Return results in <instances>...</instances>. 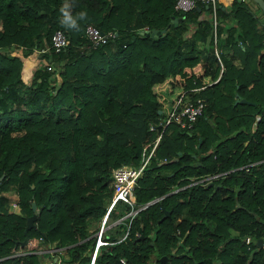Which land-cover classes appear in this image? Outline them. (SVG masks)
Wrapping results in <instances>:
<instances>
[{
	"label": "trees",
	"instance_id": "16d2710c",
	"mask_svg": "<svg viewBox=\"0 0 264 264\" xmlns=\"http://www.w3.org/2000/svg\"><path fill=\"white\" fill-rule=\"evenodd\" d=\"M63 3L0 0V264H41L40 245L65 253L53 251L59 264H264L261 9L217 1L213 42L201 0L185 11L175 0H75L73 14L88 13L79 32L61 27ZM87 23L114 35L80 52ZM54 30L68 43L44 54L53 68L40 56L22 79L18 55L32 57ZM204 84L190 94L206 101L191 128L168 123L128 200L109 206L112 169L136 166L158 118L183 89ZM32 201L35 227L19 245ZM105 212L112 224L94 249Z\"/></svg>",
	"mask_w": 264,
	"mask_h": 264
},
{
	"label": "built area",
	"instance_id": "2783aa9c",
	"mask_svg": "<svg viewBox=\"0 0 264 264\" xmlns=\"http://www.w3.org/2000/svg\"><path fill=\"white\" fill-rule=\"evenodd\" d=\"M218 0H201V2L205 3L207 6H209L210 10V20L212 24V41H215V25H216V19L214 18L215 13V6ZM194 5V0H175L174 3V9L185 11L189 8H191ZM83 33L86 38V42L84 44H81L79 46L80 52H85L88 49H92L102 43L103 41L110 39L113 37L114 32L111 30L102 31L95 25L91 23H87L84 25ZM149 34H158L159 30H153L149 31ZM67 39L63 31L61 30H54L50 36L49 40L46 43H43L40 47H37L34 49L35 55L38 57V62L40 60L44 64V67L46 70H51L53 68V62L50 58L46 59L44 57V54H49L50 50L53 52H57L60 50L63 46L67 45ZM213 53L217 59V63L219 64V73L222 70V64L219 59V53L220 50L217 47H214ZM217 78V77H216ZM216 78L214 80H216ZM213 80V81H214ZM204 85H198V86H191L188 88L183 89L178 96L175 98V100L172 102V104L169 105L167 110L163 113L162 116H160L157 120L156 126H158L157 129H159V132H157L156 136L153 138L150 144L149 151L146 153V155H141L140 161L136 166H126L121 165L116 168H113L111 171V185H112V195L110 198L109 206L112 205V203L116 199H122V200H128V194L133 188V184L135 181L136 176L138 175L140 169L145 164L150 152L152 151V148L156 144L161 131L163 128L170 122H174L179 127L184 129H189L192 126V123L194 122L195 118L201 114L203 108L206 105V101L201 96H190L191 93H196L199 90H201ZM149 129L153 128L152 124H149ZM148 144H145L142 147V150L147 146ZM221 173H224L221 172ZM219 175V173H213V174H207L203 176V179L211 180L216 178ZM16 205V203H15ZM102 228V223L99 228V230L96 232L95 235V247L102 243L103 241L100 239L99 234ZM245 242H248V237H245ZM94 249L91 254V259L94 255ZM90 259V260H91ZM119 261L124 264V260L122 258H119Z\"/></svg>",
	"mask_w": 264,
	"mask_h": 264
},
{
	"label": "water",
	"instance_id": "95a60500",
	"mask_svg": "<svg viewBox=\"0 0 264 264\" xmlns=\"http://www.w3.org/2000/svg\"><path fill=\"white\" fill-rule=\"evenodd\" d=\"M257 6L261 9V11L263 12L264 14V2L262 0H253ZM205 7H207V5L205 4ZM178 19V18H173L171 17V21L169 22L168 25H172L175 23V20ZM150 35H153V33H151ZM263 40H264V35H263ZM19 56V59L20 61H22L21 63V67H20V75L22 77V79L25 77L26 75V70H25V60L23 59V56L21 55H18ZM38 63V59H35L33 64H32V67H34L36 64ZM238 100L239 102H245V103H249L250 101L244 99V98H239V99H235V101ZM158 128V126H157ZM198 141H199V138H198ZM198 144V143H197ZM196 144V145H197ZM179 153V152H177ZM176 159L175 157L171 158L170 160H174ZM163 162L165 160H162ZM158 199V197H155V198H152L148 201H146L143 205H146V204H149L151 202H153L154 200ZM142 205V206H143ZM138 209V208H137ZM31 210H32V213L30 215H27L24 219V226H23V238L21 241H19V245H22L25 243L26 239H27V229L31 228V227H35V218H36V215H37V212H38V209L35 208V203L32 201L31 202ZM135 211V210H133ZM132 211V212H133ZM163 214H168V210L167 211H163ZM106 215V212L104 213L103 216ZM104 217L102 218V221H103ZM255 245L258 247V246H261L262 245V240L260 237H257L256 240H255ZM263 246H264V243H263ZM161 259H163L164 257L161 256L160 257Z\"/></svg>",
	"mask_w": 264,
	"mask_h": 264
},
{
	"label": "clouds",
	"instance_id": "9594fccd",
	"mask_svg": "<svg viewBox=\"0 0 264 264\" xmlns=\"http://www.w3.org/2000/svg\"><path fill=\"white\" fill-rule=\"evenodd\" d=\"M75 0H64V3L59 8L60 25L68 31L79 32L81 30L80 21H85L88 18L87 11H80L73 14Z\"/></svg>",
	"mask_w": 264,
	"mask_h": 264
},
{
	"label": "crops",
	"instance_id": "0c3cea01",
	"mask_svg": "<svg viewBox=\"0 0 264 264\" xmlns=\"http://www.w3.org/2000/svg\"><path fill=\"white\" fill-rule=\"evenodd\" d=\"M219 1V3H222V5L224 6V7H226L227 8V6H228V4H229V2H230V0H218ZM250 6H251V8L254 10V12H257L258 13V9L254 6V5H252V4H250ZM206 16V14L204 13V12H202L200 15H199V18L200 17H205ZM227 21H228V19H222V20H220V24H222V23H227ZM23 59L25 60V70H26V75H27V73H29V69L32 67V64H33V62H34V60L35 59H38V57L35 55V54H33V56L32 57H30V56H27V57H23ZM220 59V58H219ZM21 63H22V61H21ZM218 64V63H217ZM222 64V63H221ZM218 68H219V64H218ZM25 75V76H26ZM101 223H103V222H101ZM112 224V222H109V223H107L105 226H102V228H101V230L102 229H104V228H106V227H108L109 225H111ZM97 232V231H96ZM57 248L56 247H54V246H51V245H48L47 247L45 246H40V248L37 250L38 251V253H39V255H38V259H39V261H40V263L41 264H47V263H45L42 259H43V257L44 256H48V255H50L51 256V253L54 251V250H56ZM89 264H91V261L89 262Z\"/></svg>",
	"mask_w": 264,
	"mask_h": 264
},
{
	"label": "rangeland",
	"instance_id": "374dc122",
	"mask_svg": "<svg viewBox=\"0 0 264 264\" xmlns=\"http://www.w3.org/2000/svg\"><path fill=\"white\" fill-rule=\"evenodd\" d=\"M250 2H251V4L252 5H254L255 7H256V4H255V2H253V0H250ZM205 176V175H204ZM7 196L9 197V201H8V210L9 211H12V212H16L17 211V207H16V205H15V203H16V200H15V198H14V196H13V194H11V193H7ZM104 217V219H103V221H102V218ZM106 219V220H105ZM104 220H105V223H102V226H105L106 224H107V222L106 221H108L107 220V218H106V215L105 216H102L101 218H100V221L98 222V230H99V228H100V226H101V222H104ZM109 223V222H108ZM96 224V223H95ZM97 230V231H98ZM41 246V245H40ZM39 246V247H40ZM57 250V249H56ZM58 252H57V254L58 253H60V254H62V256H65V253H63V252H59V250H57ZM54 255L53 256V252L51 253V255L53 256V261L54 262H56V264H59V262H60V260L58 259L59 258V255ZM45 263H47V264H49L50 263V255H48V256H44L43 257V259H42Z\"/></svg>",
	"mask_w": 264,
	"mask_h": 264
}]
</instances>
